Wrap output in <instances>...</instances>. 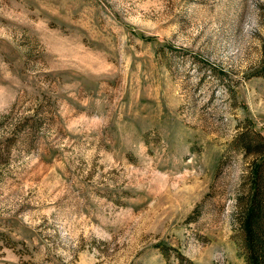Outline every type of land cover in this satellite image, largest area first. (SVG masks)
I'll list each match as a JSON object with an SVG mask.
<instances>
[{
  "label": "rangeland",
  "instance_id": "rangeland-1",
  "mask_svg": "<svg viewBox=\"0 0 264 264\" xmlns=\"http://www.w3.org/2000/svg\"><path fill=\"white\" fill-rule=\"evenodd\" d=\"M263 66L264 0H0V264H248Z\"/></svg>",
  "mask_w": 264,
  "mask_h": 264
},
{
  "label": "trees",
  "instance_id": "trees-1",
  "mask_svg": "<svg viewBox=\"0 0 264 264\" xmlns=\"http://www.w3.org/2000/svg\"><path fill=\"white\" fill-rule=\"evenodd\" d=\"M252 190L241 221L242 247L248 264H264V175L259 167L254 173Z\"/></svg>",
  "mask_w": 264,
  "mask_h": 264
}]
</instances>
